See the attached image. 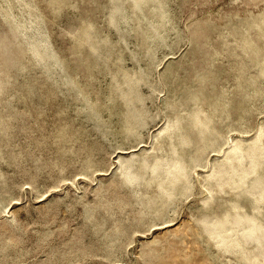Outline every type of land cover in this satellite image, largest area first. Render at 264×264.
Wrapping results in <instances>:
<instances>
[{
    "label": "rangeland",
    "instance_id": "1",
    "mask_svg": "<svg viewBox=\"0 0 264 264\" xmlns=\"http://www.w3.org/2000/svg\"><path fill=\"white\" fill-rule=\"evenodd\" d=\"M22 2L57 60L46 71L20 37L22 54L13 50L7 61L15 70L0 73V264H260L205 236L213 211L202 207V180L234 140L264 126V74L254 75L261 63L247 50L256 45L264 57V0ZM4 3L0 38L10 47ZM201 40L208 45L198 55ZM215 100L226 102L227 119L209 107L211 134L223 136L196 164L199 142L180 145L173 134L187 164L176 188L159 192L163 164L151 171L140 158L131 167L137 180L125 183L119 156L150 153L179 104ZM180 124L197 141L207 135L190 119ZM157 221L169 225L151 226Z\"/></svg>",
    "mask_w": 264,
    "mask_h": 264
},
{
    "label": "bare ground",
    "instance_id": "2",
    "mask_svg": "<svg viewBox=\"0 0 264 264\" xmlns=\"http://www.w3.org/2000/svg\"><path fill=\"white\" fill-rule=\"evenodd\" d=\"M5 1L6 14L11 19L9 35L14 37L15 46H13L12 42L10 47L5 45V40L0 38V73L5 71V68H3L5 66L10 67L11 70H15V62L13 61V64H9L7 61L10 60L9 55L13 54V52H11L13 50L22 54L23 49L21 46H24L28 51H32V56L35 59L44 62L46 60L44 69L49 71L47 63L53 60L55 61L56 56L49 46L46 35L42 32L39 16L31 12V6L27 2L13 0L14 3L20 4V9L17 10V16L16 13H12V1ZM138 1L139 0H134L135 3ZM39 29H41V34L39 33ZM20 37L24 41L21 46L18 39ZM197 43L199 47L195 46L196 41H194L192 50L194 49L195 53L199 55V53L202 52L200 46L201 48H205L208 43H206V41L202 42V40ZM259 49L260 47L253 44L247 46L249 53H255V58H253L255 63H261L259 66H256L258 69H256L254 75L256 72L264 74V57L259 55ZM42 52H45V57ZM231 55L239 56L238 53ZM14 58L16 59V55L13 56V60ZM202 71L203 73L205 72L204 70ZM66 79L68 82H73V78L70 76ZM217 101L219 100H215L213 103L211 102V105L206 101V106H201L200 103L197 104L198 102H195L191 110L189 108L186 110L185 106H181L178 103L179 106L177 105V109L174 111L172 110V115L170 114L171 112L169 113L171 116L166 114L167 116L164 124L157 131L155 139L152 141L150 153L142 152L137 154V152H132L127 157L119 156L117 158L118 168L122 167V179L125 183L131 184L137 180L131 167H141V164L137 163L140 158L142 160V165L144 164L143 166L149 162L148 166L151 167V171L155 169L157 164H163L159 173L160 175L164 173L162 178L166 181V184L158 185L159 192L163 194L169 193L170 190L176 188L177 183L183 180L182 177L185 178L187 176V171L185 170L187 164L179 151V147L173 144V134L175 135L177 133L176 135L181 140L180 145H190L191 143L198 145L199 142L196 148V155L195 151H192L194 153L192 154V160L196 164L200 160V152L207 146L213 145L214 142L218 140L217 137L220 136L219 134H221L216 132L211 134L214 124L210 122L213 113H208L209 107L213 106L215 109L219 107L220 115L222 116V114H224V118L227 117L226 102L219 101V104H217ZM188 109L190 111H188ZM130 111L131 113L127 112L128 115L133 112L132 110ZM240 118L241 116H239V120ZM189 119L192 128L195 129L197 133L201 135L206 129L208 130L207 135L204 133L202 136L197 137L198 141L195 140L193 136H189L188 134L184 135L185 129L180 123L181 121H188ZM229 121L230 120H228V122ZM128 122L130 121L127 120L126 123ZM130 133H132V131ZM222 136L221 134V137ZM241 139L234 140L232 145L223 152L221 158L212 165L209 172L203 177L202 181L205 182L204 185L206 186L207 194L202 199V207L213 211V215L210 219L206 220L209 222L206 226L205 236L209 234L208 236H210V238L214 240V243L219 245L223 251L229 252L232 251L233 248L244 260L255 262V260H262L264 258V215H256L257 210H260L261 206L264 207V126H261L249 140L244 141ZM209 148L211 149V147ZM204 153L205 151L203 154ZM155 176H159V174L156 173ZM156 179L160 180L159 178ZM214 194L216 195L213 196ZM209 196H212V202L206 205L204 200ZM10 213H12V211ZM160 221L152 222L151 226L156 225V228H163L169 225ZM246 242L251 243V247L243 250V244ZM258 262L264 264V259Z\"/></svg>",
    "mask_w": 264,
    "mask_h": 264
}]
</instances>
